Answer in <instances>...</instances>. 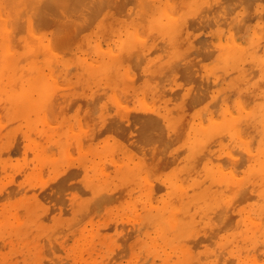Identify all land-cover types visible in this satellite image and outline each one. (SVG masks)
<instances>
[{"label": "rangeland", "instance_id": "obj_1", "mask_svg": "<svg viewBox=\"0 0 264 264\" xmlns=\"http://www.w3.org/2000/svg\"><path fill=\"white\" fill-rule=\"evenodd\" d=\"M18 1L0 264H264V0Z\"/></svg>", "mask_w": 264, "mask_h": 264}, {"label": "bare ground", "instance_id": "obj_2", "mask_svg": "<svg viewBox=\"0 0 264 264\" xmlns=\"http://www.w3.org/2000/svg\"><path fill=\"white\" fill-rule=\"evenodd\" d=\"M19 1H22V0H19ZM19 1H18V2H19ZM23 1H24V0H23ZM123 1H124V0H123ZM125 1H126V0H125ZM145 1H146V0H145ZM151 1H152V0H151ZM165 1H166V0H165ZM222 1H223V0H222ZM218 2H219V1H218ZM14 3H16V2H14ZM121 3H123V2L121 1ZM145 3H146V2H145ZM148 3H149L148 5H150V6L152 5V4H150V1H149V0H148ZM167 3H168V2H167ZM169 3H170V2H169ZM124 4H125V2H124ZM17 5L19 6V4L16 3L15 6L13 5L14 7L12 6V8L14 9ZM41 5H42V4H41ZM41 5H40V6H41ZM156 5H157V4H156ZM215 7H216V6H215ZM123 8H124V7H123ZM22 9H23V8H22ZM47 9H48V8H47ZM15 10L17 11V9H15ZM201 10H202V9H201ZM210 10H211V9H210ZM18 11H19V10H18ZM216 11H217V10H216ZM199 12H201V11H199ZM205 12H206V11H205ZM205 12L203 11L202 15L204 14L205 17H206ZM209 12H210V11H209ZM15 13H16V12H15ZM19 13H20V12H19ZM19 13H18V14H19ZM213 13H215V12H213ZM22 14H23V13H22ZM197 14H199V13H197ZM209 14H210V13H208L207 16H209ZM20 16H21V15H20ZM23 16H24V15H23ZM23 16H22V17H23ZM141 16H143V15L140 14V16H138V17L142 18L143 21H144L145 19H144L143 17H141ZM216 16H217V15H216ZM134 17H135V16H134ZM202 17H204V16H202ZM202 17H200V18L202 19ZM205 17L203 18V20H201L200 18H198V19H200L201 21H204V20H206ZM209 17H210V16H209ZM192 18H193V17H192ZM206 18H207V17H206ZM22 19H23V20H22L21 22L24 21V18H22ZM132 19H133V18H132ZM134 19H135V18H134ZM208 19H209V18H208ZM20 20H21V19H20ZM20 20H18V22H20ZM200 20H199V21H200ZM209 20H210V19H209ZM221 20H222V19H221ZM140 21H142V20H140ZM148 21H149V20H148ZM148 21H147V22H148ZM151 21H152V20H151ZM151 21H150V22H151ZM21 22H20V24H21ZM186 22H187V21H186ZM143 23H145V21H144ZM162 23H163V22H162ZM162 23H161V25H162ZM204 23H205V21L202 22L201 25L204 24ZM224 23H225V22H224ZM146 24H147V23H146ZM152 24H153V22H152ZM195 24H196V23H195ZM197 24H198V23H197ZM161 25H160V24L157 25L158 28H159ZM213 25H214V24H213ZM144 26H145V25H144ZM162 26H163V25H162ZM164 26H165V23H164ZM167 26H168V25H166V27H167ZM17 27H18V26H17ZM21 27H22V26H21ZM232 27H233V26H232ZM236 27H237V26H236ZM238 27H239V26H238ZM238 27H237V28H238ZM162 28L166 29L165 27H162ZM252 28H253V27H252ZM234 29H235V28H234ZM234 29H233V31H236V30H234ZM166 30H167V29H166ZM229 31H230V30H229ZM163 32H164V31H163ZM166 32H167V31H166ZM253 32H254V31H253ZM158 33H159V32H158ZM160 33H162V31H161ZM163 34H165V33H163ZM230 38H231V37H230ZM199 39H200V38H199ZM164 40H166V39H164ZM164 40L162 39V41H164ZM167 40H169V39H167ZM203 41H204V40H203ZM218 41H219V40H218ZM218 41H217V42H218ZM225 41H226V40H225ZM12 42H13V41H12ZM170 42H171V40H169V42H168V41H167V42H162V43H166V44H163V47H164L165 45L167 46V43H168V46H169ZM226 42H227V41H226ZM218 43H219V42H218ZM220 44H222V43H220ZM166 46H165V47H166ZM168 46H167V47H168ZM161 48H162V47H161ZM217 48H218V47H217ZM8 49H9V48H8ZM13 49H14V48H13ZM159 49H160V48H159ZM164 49H165V48H164ZM215 49H216V48H215ZM134 50H136V49H134ZM137 50H138V49H137ZM205 50H206V49H205ZM8 51H9V50H8ZM162 51H163V50H162ZM165 51H166V50H165ZM207 51H208V50H207ZM213 51H214V50H213ZM139 52H140V50H139ZM21 57H22V56H21ZM226 58H227V57H226ZM19 59H20V58H19ZM21 59H22V58H21ZM21 59H20V60H21ZM23 59H24V58H23ZM231 59H232V58H231ZM233 59H234V58H233ZM1 61H2V60H1ZM174 61H175V60H174ZM174 61H173V63H175ZM19 62H20V61H19ZM0 63H1V62H0ZM14 63H15V62H14ZM248 63H249V62H248ZM250 63H251V65H252V62H250ZM8 64H9V63H8ZM10 64H11V62H10ZM16 64L18 65V62H17ZM175 64H176V63H175ZM171 65H172V63H171ZM171 65H170V67H171ZM248 65H249V64H248ZM35 66H37V65H35ZM189 66H190V65H189ZM193 66H194V65H193ZM245 66H247V65H245ZM20 67H21V66H20ZM185 67H186V66H185ZM247 67H248V66H247ZM249 67H250V66H249ZM1 68H2V67H1ZM5 69H6V68H5ZM5 69H4V71H5ZM20 69H21V68H20ZM186 69H188V68H186ZM249 69H250V68H249ZM17 70L19 71V68H18V69H15V72H16ZM22 70H23V69H22ZM22 70H21V71H22ZM170 70H171V68H170ZM7 71H8V70H7ZM21 71L19 72V74L21 73ZM8 72H9V71H8ZM190 72H191V71H190ZM16 73H17V72H16ZM16 73H15V74H16ZM165 73H166V71H165ZM23 76H24V74H23ZM29 77H30V76H29ZM234 79H235V78H234ZM3 80H4V79H3ZM18 82H19V81H18ZM22 83H23V82H22ZM14 84H15V83H14ZM4 85H5V84H4ZM12 85H13V84H12ZM12 85H11V86H12ZM2 86H3V85H2ZM6 86H7V85H6ZM15 86H16V85H15ZM16 87H17V86H16ZM245 89H246V88H245ZM247 90H248V89H246V91H247ZM249 91H250V90H249ZM253 91H254V90H253ZM12 92H13V91H12ZM244 92H245V91H244ZM244 92H243V93H244ZM245 93H246V92H245ZM240 94H241V92H240ZM246 95H247V94H246ZM1 96H2V95H1ZM237 96H240V95L238 94ZM241 97H244V98L247 99V97H249V95L245 97V94H243V96H240V98H241ZM239 102H240V101H239ZM239 102H238V104H239ZM221 106H222V105H221ZM224 106H226V104H225ZM224 106H223V107H224ZM241 107H243V105H242ZM224 108H225V107H224ZM227 109H228V108H227ZM227 109H225V110L227 111ZM242 109H243V108H242ZM246 109H247V108H246ZM243 110H244V109H243ZM256 112H257V111H256ZM228 113L231 114L232 112H230V111L228 110ZM228 113H227V114H228ZM233 114H235V113H233ZM233 114H231V115H233ZM226 116H227V115H226ZM234 116H236V115H234ZM210 117H211V115H210ZM213 118H214V117H213ZM216 119H217V118H216ZM217 120H218V119H217ZM213 121H214V119H213ZM215 121H216V120H215ZM241 121H242V120H241ZM241 121H240V122H241ZM198 123H201V122L199 121ZM227 123H228V121H227ZM244 123H245V122H244ZM203 124H204V123H203ZM256 124H257V123H256ZM200 125H201V124H200ZM230 125H231V124H230ZM246 125H247V124H246ZM246 125H245V126H246ZM239 127H240V126H239ZM248 127H249V126H248ZM230 128H231V127H230ZM235 130H236V129H235ZM236 131H237V130H236ZM249 131H250V130H249ZM236 133H237V132H236ZM243 133H244V132H243ZM223 134H225V133H223ZM199 135H200V134H199ZM220 135H222V133H221ZM220 135H219V136H220ZM236 135H237V134H236ZM239 136H240V135H238V137H239ZM217 137H218V135H217ZM217 137H216V138H217ZM220 137H221V136H220ZM239 138H240V137H239ZM242 138H244V137H242ZM242 138H241V139H242ZM213 139H214V138H213ZM245 140H246V138H244V141H245ZM190 142H191V141H190ZM244 143H245V142H244ZM245 145H246V144H245ZM247 145H248V144H247ZM205 146H206V145H205ZM245 147H246V146H245ZM205 148H206V147H205ZM204 150H205V149H204ZM247 150H248V149H247ZM250 150H251V149H250ZM250 150H249V151H250ZM262 150H263V149H262ZM249 151H248V152H249ZM204 152H206V151H203V153H204ZM252 152H253V151H252ZM205 154H206V153H205ZM245 154H246V153H245ZM200 155H201V154H200ZM246 155H247V154H246ZM247 156H248V155H247ZM245 159H246V158H245ZM248 159H249V158H248ZM244 162H245V161L243 160V163H244ZM243 163H242V164H243ZM254 165H255V164H254ZM212 166H213V165H212ZM219 166H221V165L219 164ZM239 166H240V165H238V167H239ZM241 166H242V165H241ZM238 167H237V168H238ZM217 168H218V167H217ZM221 170H222V169H221ZM229 170H230V169H229ZM229 170H228V171H229ZM231 171H232V170H230V173H231ZM234 172H235V171H234ZM232 175H234V174H232ZM235 176H236V175H235ZM227 178H228V177H227ZM250 178H251V177H250ZM230 181H231V180H230ZM213 185H214V184H213ZM254 186H255V185H254ZM233 187H234V186H233ZM246 187H247V186H246ZM242 188H243V187H242ZM240 191H242V190H240ZM240 191H236V192L239 193L238 195L242 196V195H241L242 193H241ZM245 191H246V189H244L242 192L245 193ZM240 193H241V194H240ZM246 193H247V191H246ZM246 193H245V194H246ZM247 195H249V194H247ZM253 195H254V194H253ZM253 195H252V196H253ZM10 196H11V195H10ZM10 196H9V197H10ZM225 196H226V195H225ZM234 196H235V195H234ZM236 196H237V195H236ZM240 196H239V197H240ZM249 196H250V195H249ZM237 197H238V196H237ZM239 197H238V199L243 198V196L240 197V198H239ZM254 197H255V195H254ZM233 199H234V198H233ZM238 199H237V200H238ZM246 199H247V198H246ZM253 199H255V198H253ZM238 201H239V200H238ZM238 201H237V203L241 202V201H239V202H238ZM255 201H256V200H255ZM259 202H260V201H259ZM253 206H254V205H253ZM247 207H248V206H247ZM247 217H249V216L247 215ZM262 218H263V217H262ZM221 219H223V221L221 220V221H222L221 224H222V223L224 222L225 218H221ZM250 219H251V218H249V220H250ZM15 220H17V219H15ZM18 220H20V219H18ZM218 220H219V219H218ZM252 220H253V219H252ZM254 220H255V219H254ZM216 221H217V220H216ZM227 222H228V221H227ZM217 223H218V226H219V221L216 222V224H217ZM223 224H224V223H223ZM226 224H227V223L225 222V225H226ZM263 224H264V222H263ZM225 225H224V228L226 227ZM218 226H216V228H217ZM253 226H254V225H252L251 227H253ZM214 228H215V227H214ZM214 228H213V231H214ZM216 228H215V229H216ZM219 228H220V230H221V227H219ZM224 228H222V229H224ZM229 228H230V226H229ZM22 229H23V228H22ZM225 229H228V227L225 228ZM225 229H224V230H225ZM258 229H259V228H258ZM217 230H218V229H217ZM224 230H223V231H224ZM213 231L210 232L211 237H212V234L214 233ZM221 231H222V230H221ZM205 232H206V231H205ZM212 232H213V233H212ZM218 232H219V230H218ZM215 233L217 234V232H215ZM215 233H214V234H215ZM223 234H224V232H223ZM208 236H209V235H207V237H208ZM22 237H24V236H22ZM207 237H206V238H207ZM214 238H216V237H214ZM207 239H209V238H207ZM216 239H217V238H216ZM208 241H209V240H208ZM210 241H211V240H210ZM211 242H212V241H211ZM261 243H262V242H261ZM230 244H231V243H230ZM201 245H202V244H201ZM211 245L213 246V244H211ZM259 245H260V244H259ZM259 245H258V246H259ZM215 251H216V248H215ZM222 251H223V250H222ZM222 251L219 250L220 253H221ZM254 251H255V250H254ZM242 252H243V251H242ZM248 252H249V251H248ZM255 252H256V251H255ZM255 252H254V256H255ZM216 253H218V252L216 251L215 254H216ZM220 253H218V254L220 255ZM218 254H216L215 256L218 257V256H219ZM217 255H218V256H217ZM221 255H222V254H221ZM223 255H224V253H223ZM252 256H253V253H252ZM254 256H253L252 258H254ZM231 258H233V257H231ZM244 258H245V256H244ZM233 259H235V257H234ZM222 260H223V259H222ZM222 260H221V261H222ZM254 260H255V259H254ZM219 261H220V260H219ZM221 261H220V262H221ZM233 261H234V260H233ZM233 261H232V262H233ZM255 261H256V260H255ZM260 261H261V260H260Z\"/></svg>", "mask_w": 264, "mask_h": 264}]
</instances>
